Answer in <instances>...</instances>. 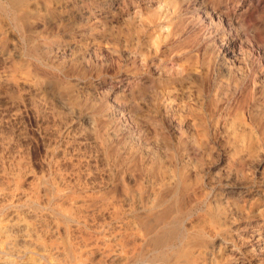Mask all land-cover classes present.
<instances>
[{
	"label": "rangeland",
	"instance_id": "obj_1",
	"mask_svg": "<svg viewBox=\"0 0 264 264\" xmlns=\"http://www.w3.org/2000/svg\"><path fill=\"white\" fill-rule=\"evenodd\" d=\"M169 1L0 0L1 264H264V0Z\"/></svg>",
	"mask_w": 264,
	"mask_h": 264
},
{
	"label": "bare ground",
	"instance_id": "obj_2",
	"mask_svg": "<svg viewBox=\"0 0 264 264\" xmlns=\"http://www.w3.org/2000/svg\"><path fill=\"white\" fill-rule=\"evenodd\" d=\"M1 1H2V0H1ZM136 1H137V0H136ZM162 1H163V0H162ZM167 1H168V0H167ZM178 1L181 2V0H178ZM79 2H80V1H79ZM169 2H170L171 4H174V5L176 4V0H170ZM99 3H100V2H99ZM129 3H130V2H129ZM185 3H186V2H185ZM163 4H164V3H163ZM167 4H168V3H167ZM171 4H170V5H171ZM180 4H181V3H180ZM130 5H131V3H130ZM183 5H184V3H183ZM165 6H167V5H165ZM172 6H173V5H172ZM179 6H180V5H179ZM174 7H175L174 9L177 8V6H174ZM98 9H99V8H98ZM151 9H152V8H151ZM151 9H150V10H151ZM171 9H172V8H171ZM120 10H121V9H120ZM157 10H158V9H157ZM178 10H179V9H178ZM178 10H177V11H178ZM144 11H146V10H144ZM173 11H175V10H173ZM173 11H172V13H174ZM140 12H141V11H140ZM155 12H156V11H155ZM85 13H86V12H85ZM176 13H177V12H176ZM145 14H147V13H145ZM149 14H150V13H149ZM154 14L156 15V13H154ZM154 14H153V15H154ZM157 14H159V13H157ZM177 14H178V13H177ZM105 15H106V14H105ZM27 16H28V15H27ZM157 16H159V15H157ZM20 17H21V16H20ZM77 17H78V16H77ZM91 17H92V16H91ZM140 17H141V16H140ZM143 17H144V16H143ZM145 17H146V15H145ZM30 18H31V17H30ZM154 18H155V17H154ZM120 19H121V18H120ZM150 19H151V18H150ZM152 19H153V18H152ZM158 19H159V18H158ZM148 20H149V19H148ZM150 21H151V20H150ZM150 21H149V22H150ZM153 21L155 22L156 20L153 19ZM85 22H86V20H85ZM79 23H80V22H79ZM178 23H180V22H178ZM23 24H24V23H23ZM150 25H152V24H150ZM153 25H154V24H153ZM167 25H169V24H167ZM167 25H166V26H167ZM174 28H175V27H174ZM168 29H169V28H168ZM153 30H154V29H153ZM169 31H171V30L169 29ZM181 31H182V30H181ZM155 32H156V31H155ZM179 32H180V31H179ZM170 33H171V32H170ZM177 33H178V32H177ZM177 33H176V34H177ZM167 35H168V34H167ZM169 35H171V34H169ZM174 36H175V35H174ZM179 36H180V35H179ZM101 40H102V39H101ZM152 43H153V42H152ZM156 46H157V45H156ZM157 47H158V46H157ZM157 47H156L155 49H157ZM153 49H154V48H153ZM155 53H157V52H155ZM180 63H181V62H180ZM182 64H183V63H182ZM185 65H186V64H185ZM185 65H184V66H185ZM185 67H186V66H185ZM181 68H183V67H181ZM180 70H181V69H180ZM194 70H195V69H194ZM175 71H176V70H175ZM181 72H182V71H181ZM182 73H183V72H182ZM184 73H185V72H184ZM189 73H190V72H189ZM183 75H184V74H183ZM170 78H172V77H170ZM170 80H171V79H170ZM172 80H173V79H172ZM191 80H192V79H191ZM20 82H21V81H20ZM172 82H173V81H172ZM9 84H10V83H9ZM140 86H141V84H140ZM133 94H134V93H133ZM129 95H130V94H129ZM128 168H129V167H128ZM15 176H16V175H15ZM62 177H63V176H62ZM181 177H182V176H181ZM13 178H14V177H13ZM17 178H18V174H17ZM20 178H21V177H20ZM20 178H19V180H21ZM196 179H197V178H196ZM9 180H10V179H9ZM9 180H8V181H9ZM15 180H16V179H15ZM56 180H59V179H56ZM62 181H63V179H62ZM14 182H15V181H14ZM189 183H190V182H189ZM170 184H171V183H170ZM174 184H175V183H174ZM174 184H172V185H174ZM180 185H181V184H180ZM189 185L191 186V184H189ZM70 186H71V185H70ZM9 187H10V189H11V186H9ZM73 187H75V186H73ZM178 187H179V186H178ZM185 187H186V186H185ZM82 188H83V187H82ZM4 189H5V188H4ZM7 189H8V188H7ZM14 189H15V188H14ZM19 189H20V187H19ZM187 189H188V188H187ZM2 190H3V189H2ZM11 190H12V189H11ZM69 190H70V189H69ZM78 190H79V189H78ZM78 190H76V191H78ZM3 191H4V190H3ZM71 191H72V190H71ZM7 192H8V191H7ZM68 192H69V191H68ZM68 192H67V193H68ZM74 192H75V191H74ZM74 192H72V193H74ZM175 192H176V191H175ZM67 193H66V194H67ZM72 193H71V194H72ZM77 193H78V192H77ZM185 193H186V192H185ZM2 194H3V193H2ZM9 194H10V193H9ZM74 194H75V193H74ZM78 194H80V193H78ZM175 194H176V193H175ZM236 194H237V193H236ZM12 195H13V194H12ZM62 195H63V194H62ZM159 195H160V194H159ZM173 195H174V194H173ZM176 195H177V194H176ZM186 195H187V194H186ZM1 196H2V195H1ZM23 196H24V195H23ZM33 196H34V195H33ZM71 196H73V195H71ZM171 196H172V195H171ZM4 197H5V196H4ZM62 197H63V196H62ZM73 197H74V196H73ZM75 197H76V195H75ZM156 197H157V196H156ZM156 197H155V199H158V198H156ZM165 197H166V196H165ZM175 197H176V196H175ZM183 197H184V196H183ZM224 197H225V196H224ZM229 197H230V196H229ZM0 198H2V197H0ZM21 198H22V197H21ZM59 198H60V197H59ZM68 198H69V197H68ZM152 198H153V197H152ZM166 198H167V197H166ZM166 198H165V199H166ZM170 198H171V197H170ZM170 198H169V199H170ZM9 199H10V198H9ZM22 199H23V198H22ZM35 199H36V198H35ZM76 199H77V198H76ZM90 199H92V198H90ZM149 199H150V198H149ZM162 199H163V198H162ZM236 199H238V198H236ZM5 200H6V199H5ZM25 200L27 201V199H25ZM71 200H72V199H71ZM150 200H151V199H150ZM231 200H232V199H231ZM6 201H7V200H6ZM6 201H5V202H6ZM19 201H20V200H19ZM85 201H86V200H85ZM92 201H94V200H92ZM100 201H101V200H100ZM147 201H148V200H147ZM173 201H174V200H173ZM17 202H18V201H17ZM34 202H35V201H34ZM34 202H33V203H34ZM72 202H73V200H72ZM225 202H226V201H225ZM238 202H239V201H238ZM0 203H1V202H0ZM7 203H8V202H7ZM7 203H6V204H7ZM15 203H16V201H15ZM33 203H32V204H33ZM35 203H36V202H35ZM145 203H146V202H145ZM175 203H176V202H175ZM150 204H151V202L149 203V205H150ZM180 204H181V203H180ZM180 204H178V205H180ZM230 204H231V203H230ZM13 205H14V204H13ZM18 205H19V204H18ZM33 205H34V204H33ZM76 205L78 206V203H77ZM169 205H170V203H169ZM236 205H237V204H236ZM6 206H7V205H6ZM20 206H21V204H20ZM23 206H24V205H23ZM151 206H152V205H151ZM156 206H157V205H156ZM161 206H162V205H161ZM161 206H160V207H161ZM234 206H235V205H234ZM4 207H5V205H4ZM157 207H158V206H157ZM167 207H168V206H167ZM236 207H237V206H236ZM79 208H80V206H79ZM114 208H115V207H114ZM135 208H136V207H135ZM155 208H156V207H155ZM168 208H170V207H168ZM176 208H177V207H176ZM179 208H180V207H179ZM70 209H71V208H70ZM82 209H83V207H82ZM82 209H81V210H82ZM117 209H118V208H117ZM142 209H143V208H142ZM148 209H149V208H148ZM157 209H159V208H157ZM162 209H163V208H162ZM164 209H165V207H164ZM74 210H75V209H74ZM115 210H116V208H115ZM135 210H136V209H135ZM137 210H138V209H137ZM159 210H160V209H159ZM165 210H166V209H165ZM184 210H185V209H184ZM62 211H63V210H62ZM77 211H78V210L76 209V212H77ZM111 211H112V208H111ZM143 211H144V210H143ZM156 211H157V210H156ZM173 211H174V210H173ZM181 211H182V210H181ZM76 212H75V213H76ZM78 212L80 213V211H78ZM82 212L84 213L83 210H82ZM122 212L124 213V211H122ZM125 212H126V211H125ZM131 212H132V210H131ZM140 212H141V210H140ZM140 212H139V213H140ZM157 212H158V211H157ZM170 212H171V211H170ZM32 213H33V212H32ZM73 213H74V212H73ZM153 213H154V216H155V215L157 216V213H156V214H155V212H153ZM159 213H161V212L159 211ZM166 213H167V212H166ZM41 214H42V213H41ZM57 214H59V213H57ZM67 214H68V213H67ZM71 214H72V211H71ZM112 214H114V213H112ZM148 214H149V213H148ZM169 214H171V213H169ZM43 215H44V214H43ZM59 215H60V214H59ZM59 215H58V216H59ZM75 215H76V214H75ZM75 215H74V216H75ZM82 215H84V214H82ZM108 215H109V214H108ZM132 215H133V214H132ZM141 215H142V214H141ZM163 215H164V214H163ZM37 216H38V215H37ZM45 216H46V215H45ZM50 216H51V215H50ZM60 216H61V215H60ZM60 216H59V217H60ZM109 216H110V215H109ZM135 216H136V215H135ZM152 216H153V215H152ZM154 216L152 217L153 219H154ZM169 216H170V215H169ZM40 217H42V216H40ZM43 217H44V216H43ZM48 217H49V215H48ZM64 217H65V216H64ZM68 217H70V216H68ZM75 217H76V216H75ZM79 217H82V216H79ZM128 217H129V216H128ZM130 217H132V216L130 215ZM130 217H129V218H130ZM146 217H147V216H146ZM167 217H168V216H167ZM18 218H19V217H17V220H19ZM33 218H34V217H33ZM33 218H32V219H33ZM38 218H39V217H38ZM49 218H50V217H49ZM71 218H72V217H71ZM76 218H77V217H76ZM82 218H83V217H82ZM85 218H86V216H85ZM85 218H84V219H85ZM88 218H89V217H88ZM109 218H110V217H109ZM111 218H112V216H111ZM156 218H157V217H156ZM165 218H166V217H165ZM170 218H171V217H170ZM170 218H169V219H170ZM15 219H16V218H15ZM35 219H36V218H35ZM68 219H69V218H68ZM84 219H83V220H84ZM86 219H87V218H86ZM131 219H132V218H131ZM145 219H146V218H145ZM148 219H149V218H148ZM259 219H260V218H259ZM17 220H16V221H17ZM29 220H30V219H29ZM36 220H37V219H36ZM50 220H51V219H50ZM71 220H72V219H71ZM122 220H123V219H122ZM125 220H126V219H125ZM162 220H163V219H162ZM162 220H161V221H162ZM14 221H15V220H14ZM23 221H24V220H23ZM27 221H28V220L26 219V222H27ZM31 221H32V220H31ZM34 221H35V220H34ZM42 221H43V220H42ZM72 221H73V220H72ZM78 221H79V220H78ZM91 221H92V220H91ZM110 221L112 222V220H110ZM149 221H150V220H149ZM257 221H258V220H257ZM35 222H37V221H35ZM38 222H39V221H38ZM45 222H46V220H45ZM59 222H60V221H59ZM69 222H71V221H69ZM74 222H75V221H74ZM84 222H85V221H84ZM84 222H83V223H84ZM121 222H122V221H121ZM125 222H127V221H125ZM129 222L132 223V221H129ZM151 222H152V221H151ZM259 222H260V221H259ZM41 223H42V222H41ZM75 223H76V222H75ZM112 223H113V222H112ZM117 223H118V222H117ZM147 223H148V221H147ZM15 224H16V223H15ZM48 224H49V223H48ZM54 224H55V223H54ZM69 224H70V223H69ZM73 224H74V223H73ZM79 224H80V223H79ZM90 224H91V223H90ZM98 224H99V223H98ZM124 224H125V223H124ZM134 224H135V220H134ZM154 224H155V223H154ZM160 224H161V223H160ZM160 224H159V225H160ZM233 224H234V223H233ZM13 225H14V224H13ZM31 225H32V224H31ZM81 225H82V224H81ZM93 225H94V224H93ZM105 225H106V224H105ZM115 225H116V223H115ZM135 225H136V224H135ZM231 225H232V224H231ZM8 226H9V225H8ZM10 226H11V225H10ZM10 226H9V227H10ZM42 226H43V225H42ZM45 226H46V225H45ZM53 226H56V224L53 225ZM58 226H60V225L58 224ZM58 226H57V227H58ZM63 226H64V225H63ZM63 226H62V227H63ZM91 226H92V225H91ZM96 226H97V225H96ZM103 226H104V225H103ZM126 226H128V224H127ZM132 226H133V224H132ZM137 226H138V225H137ZM140 226H141V225H140ZM145 226H146V225H145ZM154 226H155V225H154ZM157 226H158V225H157ZM26 227H29V225L26 226ZM49 227H50V225H49ZM72 227H73V226H72ZM76 227H77V225H76ZM87 227H88V226H87ZM92 227H93V226H92ZM99 227H100V226H99ZM113 227H114V225H113ZM115 227H116V226H115ZM134 227H136V226H133V228H132L133 230H134ZM158 227H159V226H158ZM158 227H157V228H158ZM14 228H15V227H14ZM37 228H39V227H37ZM46 228H48V227H46ZM51 228H52V227H51ZM96 228H97V227H96ZM104 228H105V226H104ZM126 228H129V227H126ZM126 228H125V229H126ZM17 229H18V228H17ZM29 229H30V228H29ZM32 229H33V228H32ZM54 229H55V228H53V230H54ZM64 229H65V228H64ZM74 229H75V228H74ZM81 229H82V228H81ZM81 229H80V230H81ZM100 229H102V228H100ZM108 229H109V228H108ZM139 229H141V227H140ZM142 229H143V226H142ZM20 230H21V229H20ZM20 230H19V231H20ZM30 230H31V229H30ZM38 230H39V229H38ZM43 230H45V229H43ZM46 230H47V229H46ZM51 230H52V229H51ZM91 230H92V229H91ZM93 230H94V229H93ZM106 230H107V229H106ZM110 230H111V229H110ZM113 230H114V229H113ZM116 230H117V229H116ZM126 230H127V229H126ZM133 230H132V231H133ZM5 231H7V230H5ZM12 231H13V230H12ZM17 231H18V230H17ZM34 231H35V229H34ZM49 231H50V229H49ZM49 231H48V232H49ZM56 231H58V230H56ZM59 231H60V230H59ZM86 231H89V230H86ZM86 231H85V232H86ZM99 231H101V230H99ZM99 231L96 230V232H99ZM102 231H103V230H102ZM102 231H101V232H102ZM111 231H112V230H111ZM114 231H115V230H114ZM114 231H113V233H114ZM119 231H120V230H119ZM128 231H130V230L128 229ZM138 231H139V230H138ZM138 231H137V232H138ZM2 232H3V228H2ZM7 232H8V231H7ZM7 232H5V233H7ZM9 232H10V229H9ZM21 232H22V231H21ZM21 232H20V234H21ZM46 232H47V231H46ZM68 232H69V230H68ZM76 232H77V231H76ZM92 232H93V231H92ZM101 232H99V233H101ZM107 232H108V231H107ZM121 232H122V231H121ZM134 232H135V231H134ZM154 232H155V231H154ZM158 232H159V231H158ZM5 233H4V234H5ZM24 233H25V232H24ZM31 233H32V231H31ZM41 233H43V232H41ZM44 233H45V232H44ZM62 233H63V232H62ZM77 233H78V232H77ZM81 233H82V232H81ZM90 233H91V232H90ZM102 233H103V232H102ZM110 233L112 234V232H109L108 234H110ZM122 233H123V232H122ZM130 233H131V232H130ZM135 233H136V232H135ZM35 234H37V233H35ZM49 234H50V233H49ZM52 234H53V233H52ZM60 234H61V233H60ZM70 234H72V231H71ZM84 234H85V233H84ZM88 234H89V233H88ZM123 234H125V233H123ZM128 234H129V233H128ZM128 234L126 233V236H125V235H124V236H125V237H128V236H129ZM142 234H143V233H142ZM156 234H157V233H156ZM9 235H11V234H9ZM26 235H27V234H26ZM26 235H24V236H26ZM62 235H64V233H63ZM79 235H80V234H79ZM81 235H82V234H81ZM89 235H90V234H89ZM97 235H98V234H97ZM127 235H128V236H127ZM146 235H147V234H146ZM152 235L154 236V234H152ZM152 235H149V236L151 237ZM4 236H6V235H4ZM18 236H19V235H18ZM30 236H31V235H30ZM46 236H47V235H46ZM83 236H84V235H83ZM86 236H87V235H86ZM98 236H100V235H98ZM132 236H133V235H132ZM141 236L143 237V235H141ZM149 236H148V237H149ZM11 237H12V236H11ZM13 237H14V236H13ZM26 237H29V235L26 236ZM26 237H25V238H26ZM36 237H37V236H36ZM50 237H51V236H50ZM92 237H93V236H92ZM94 237H95V235H94ZM103 237H104V236H103ZM109 237H110V236H109ZM111 237H112V236H111ZM119 237H120V236H119ZM5 238H6V237H5ZM69 238H70V237H69ZM82 238H83V237H82ZM89 238H90V237H89ZM95 238H96V237H95ZM104 238H105V237H104ZM122 238H123V237H122ZM137 238H138V237H137ZM154 238H156V237H154ZM1 239H4V238H1ZM8 239H10V238H8ZM8 239H7V244H8ZM66 239H67V238H66ZM87 239H88V238H87ZM98 239H99V237H98ZM134 239H135V238H134ZM12 240H13V239H12ZM82 240H83V239H82ZM104 240H105V239H104ZM114 240H115V239H114ZM119 240H120V239H119ZM122 240H123V239H122ZM125 240H126V239H125ZM125 240H124V242H125ZM127 240H129V238H128ZM138 240H139V239H138ZM138 240H137V241H138ZM142 240H143V239H142ZM148 240H149V238H148ZM148 240H147V241H148ZM157 240H158V238H157ZM1 241H2V240H1ZM15 241H16V240H15ZM100 241H101V240H100ZM151 241H155V242H156V240H150V242H151ZM258 241H260V240H258ZM2 242H3V241H2ZM67 242H68V241H67ZM85 242H86V241H85ZM85 242H84V243H85ZM117 242H118V241H117ZM128 242H131V241L129 240ZM133 242H134V241H133ZM133 242H132V243H133ZM139 242H140V241H139ZM13 243H14V242H13ZM45 243H46V242H45ZM87 243H88V242H87ZM99 243H101V242H99ZM102 243H104V242H102ZM105 243H107V242H105ZM114 243H116V242L114 241ZM132 243H130V244H132ZM156 243H157V242H156ZM260 243H261V242H260ZM262 243H264V240H262ZM5 244H6V243H5ZM91 244H92V243H91ZM110 244H111V243H110ZM127 244H128V243H127ZM130 244H129V245H130ZM142 244H143V242H142ZM145 244H146V243H145ZM152 244H154V243H152ZM152 244H151V245H152ZM2 245H3V243H2ZM83 245H84V244H83ZM89 245H90V244H89ZM99 245H100V244H99ZM99 245H98V246H99ZM132 245H133V244H132ZM132 245H131V246H132ZM135 245H137V242H136ZM138 245H139V244H138ZM157 245H158V244H157ZM159 245H160V244H159ZM230 245H231V244H230ZM232 245H233V244H232ZM7 246H8V245H7ZM14 246H15V245H14ZM56 246H58V245H56ZM102 246H103V245H102ZM113 246H114V244H113ZM131 246H130V248H131ZM139 246H140V245H139ZM139 246H138V247H139ZM143 246H144V245H143ZM160 246H161V245H160ZM1 247H3V246H1ZM1 247H0V249H1ZM12 247H13V246H12ZM19 247H20V246H19ZM24 247H25V246H24ZM43 247H44V245H43ZM48 247H49V246H48ZM51 247H52V245H51ZM54 247H55V245H54ZM83 247H84V246H83ZM87 247H89V246H87ZM87 247H86V248H87ZM90 247H91V245H90ZM109 247H110V246H109ZM119 247H120V246H118L117 248H119ZM126 247H127V245H126ZM141 247H142V245H141ZM169 247H170V246H169ZM169 247H168V248H169ZM9 248H10V247H9ZM20 248H21V247H20ZM68 248H69V247H68ZM68 248H67V249H68ZM80 248H82V247L80 246ZM115 248H116V247H115ZM128 248H129V247H128ZM134 248L137 249L135 246H134ZM156 248H157V247H156ZM170 248H171V247H170ZM229 248H230V247H229ZM4 249H5V248H4ZM38 249H39V247H38ZM41 249H42V248H41ZM48 249H50V248H48ZM54 249H56V248H54ZM101 249H102V248H101ZM103 249H104V248H103ZM103 249L101 250L102 252H103ZM131 249H132V248H131ZM131 249H130V250H131ZM154 249H155V247H154ZM164 249H165V248H164ZM15 250H17V249H15ZM15 250H14V251H15ZM28 250H30V249H28ZM42 250H44V249H42ZM45 250H46V249H45ZM89 250H90V249H89ZM111 250H112V248H111ZM119 250H120V248H119ZM130 250H127V251H130ZM132 250H133V249H132ZM132 250H131V251H132ZM140 250H141V249H140ZM166 250H167V249H166ZM168 250H169V249H168ZM168 250H167V251H168ZM172 250H173V249H172ZM178 250H179V249H178ZM178 250H177V251H178ZM185 250H187V249H185ZM1 251H2V250H1ZM5 251H7V250H5ZM12 251H13V250H12ZM24 251H25V250H24ZM38 251H39V250H38ZM47 251H48V250H47ZM54 251H57V250H54ZM58 251H59V249H58ZM58 251H57V252H58ZM68 251H69V250H68ZM106 251H107V250H106ZM117 251H118V249H117ZM121 251H123V250H121ZM136 251H138V249H137ZM189 251H190V250H189ZM10 252H11V251L9 250L8 253H10ZM15 252H16V251H15ZM18 252H19V251H18ZM22 252H23V251H22ZM25 252H26V251H25ZM25 252H23L22 254H24ZM40 252H41V251H40ZM49 252H50V251H49ZM49 252H48V253H49ZM89 252H90V251H89ZM92 252H93V251H92ZM94 252H95V251H94ZM115 252H116V251H115ZM164 252H165V251H164ZM174 252H175V251H174ZM179 252H180V251H179ZM240 252H241V251H240ZM12 253H13V252H12ZM12 253H11V254H12ZM67 253H68V252H67ZM71 253H72V252H71ZM84 253H85V252H84ZM87 253H88V252H87ZM90 253H91V252H90ZM98 253H99V252H98ZM100 253H101V252H100ZM104 253H105V252H103V254H104ZM107 253H108V252H106V254H107ZM109 253H110V252H109ZM116 253H117V252H116ZM125 253H126V252H125ZM128 253H129V252H128ZM194 253H195V252H194ZM214 253H215V252H214ZM214 253H213V254H214ZM4 254H5V253H4ZM28 254H29V253H28ZM85 254H86V253H85ZM85 254H84V256H85ZM93 254H94V253H93ZM114 254H115V253H114ZM130 254H131V253H130ZM187 254H188V253H187ZM187 254H186V256H187ZM196 254H197V253H196ZM206 254L208 255V253H206ZM217 254H218V253H217ZM227 254H228V253H227ZM234 254H235V253H234ZM50 255H51V252H50ZM86 255H87V254H86ZM88 255H90V254H88ZM91 255H92V254H91ZM99 255H100V254H99ZM108 255H110V254H108ZM138 255H139V254H138ZM171 255H172V254H171ZM198 255H199V254H198ZM225 255H226V254H225ZM253 255H254V254H253ZM5 256H6V255H5ZM9 256H10V255H9ZM16 256H18V255H15V257H16ZM26 256H27V255H26ZM26 256H25V257H26ZM30 256H31V255H30ZM45 256H46V255H45ZM51 256H52V255H51ZM95 256H96V255H95ZM101 256H103V255H101ZM114 256H115V255H114ZM173 256H176V254L173 255ZM232 256H233V255H232ZM6 257H7V256H6ZM36 257H37V256H36ZM89 257H90V256H89ZM97 257H98V256H97ZM108 257H109V256H108ZM116 257H117V256H116ZM189 257H190V256H189ZM210 257H211V255H210ZM210 257H209V258H210ZM226 257H227V256H226ZM34 258H35V257H34ZM87 258H88V257H87ZM87 258H86V259H87ZM106 258H107V257H106ZM106 258H105V259H106ZM111 258H112V257H111ZM119 258H120V257H119ZM171 258H172V257H171ZM173 258H175V257H173ZM173 258H172V259H173ZM184 258H186V257H184ZM212 258H213V257H212ZM218 258H219V257H218ZM224 258H225V257H224ZM7 259H8V258H7ZM21 259H23V258H21ZM26 259H27V258H26ZM29 259H30V258H29ZM35 259H37V258H35ZM82 259L84 260V258H82ZM116 259H117V258H116ZM188 259H189V258H188ZM18 260H19V259H18ZM30 260H31V259H30ZM103 260H104V259H103ZM109 260H110V259H109ZM113 260H114V259H113ZM113 260H112V261H113ZM138 260H139V259H138ZM196 260H197V259H196ZM226 260H228V259H226ZM245 260H246V259H245ZM9 261H10V260H9ZM35 261H36V260H35ZM39 261H40V260H38V262H39ZM57 261H58V260H57ZM86 261L89 262L88 259H87ZM118 261H120V260H118ZM118 261H117V262H118ZM135 261H136V260H135ZM181 261H182V260H181ZM206 261H207V260H206ZM243 261H244V260H243ZM261 261H262V260H261ZM1 262H2V261H1ZM6 262H7V261H6ZM18 262H19V261H18ZM41 262H42V261H41ZM51 262L53 263V261H51ZM54 262H55V261H54ZM99 262H100V260H99ZM101 262H102V261H101ZM104 262H105V261H103V264L106 263V262H105V263H104ZM107 262H108V261H107ZM110 262H111V261H110ZM120 262H121V261H120ZM136 262H137V261H136ZM186 262H188V260H187ZM8 263H9V262H8ZM8 263H7V264H8ZM10 263H11V262H10ZM22 263H23V262H22ZM30 263H31V262H30ZM111 263H112V262H111ZM214 263H215V262H214ZM0 264H1V263H0ZM3 264H4V263H3ZM25 264H26V262H25ZM46 264H48V263H46ZM53 264H54V263H53ZM55 264H56V263H55ZM60 264H61V263H60ZM80 264H81V263H80ZM83 264H84V261H83ZM93 264H94V263H93ZM108 264H109V263H108ZM117 264H118V263H117ZM183 264H184V263H183ZM198 264H199V262H198ZM226 264H227V263H226Z\"/></svg>",
	"mask_w": 264,
	"mask_h": 264
}]
</instances>
